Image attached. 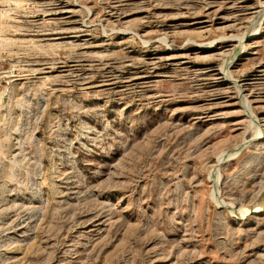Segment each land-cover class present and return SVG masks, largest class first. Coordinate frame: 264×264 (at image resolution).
<instances>
[{"label":"rangeland","instance_id":"374dc122","mask_svg":"<svg viewBox=\"0 0 264 264\" xmlns=\"http://www.w3.org/2000/svg\"><path fill=\"white\" fill-rule=\"evenodd\" d=\"M0 264H264V0H0Z\"/></svg>","mask_w":264,"mask_h":264}]
</instances>
